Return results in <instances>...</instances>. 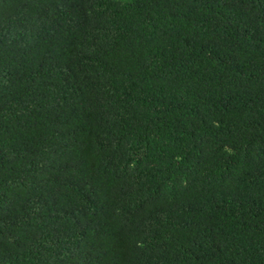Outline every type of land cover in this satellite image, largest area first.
Wrapping results in <instances>:
<instances>
[{"label": "trees", "instance_id": "16d2710c", "mask_svg": "<svg viewBox=\"0 0 264 264\" xmlns=\"http://www.w3.org/2000/svg\"><path fill=\"white\" fill-rule=\"evenodd\" d=\"M0 264H264V0H0Z\"/></svg>", "mask_w": 264, "mask_h": 264}]
</instances>
